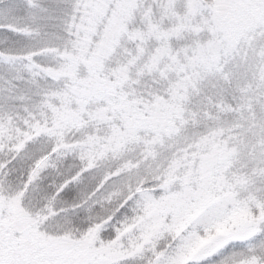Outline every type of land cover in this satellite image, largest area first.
<instances>
[{
	"label": "snow or ice",
	"instance_id": "6c2138e0",
	"mask_svg": "<svg viewBox=\"0 0 264 264\" xmlns=\"http://www.w3.org/2000/svg\"><path fill=\"white\" fill-rule=\"evenodd\" d=\"M0 264H264V0H0Z\"/></svg>",
	"mask_w": 264,
	"mask_h": 264
},
{
	"label": "rangeland",
	"instance_id": "374dc122",
	"mask_svg": "<svg viewBox=\"0 0 264 264\" xmlns=\"http://www.w3.org/2000/svg\"><path fill=\"white\" fill-rule=\"evenodd\" d=\"M235 222L236 221L234 220L233 223H235ZM227 230H228V226H226L225 224L218 225L217 228H216L217 234L223 233V232H225Z\"/></svg>",
	"mask_w": 264,
	"mask_h": 264
}]
</instances>
